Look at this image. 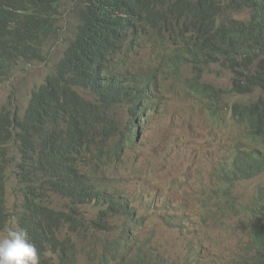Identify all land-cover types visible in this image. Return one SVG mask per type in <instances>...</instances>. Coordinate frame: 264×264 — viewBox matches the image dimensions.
<instances>
[{"label": "trees", "instance_id": "16d2710c", "mask_svg": "<svg viewBox=\"0 0 264 264\" xmlns=\"http://www.w3.org/2000/svg\"><path fill=\"white\" fill-rule=\"evenodd\" d=\"M62 2L0 0V82L22 62L47 59ZM77 12L74 36L25 110L0 104V231L15 217L37 247L40 264H173L150 255L143 245L130 247L134 256L117 254L121 242L105 245L102 235L114 216L138 218L135 210L128 212L127 195L119 196L101 181L108 163L133 143L144 101L161 83L157 69L147 75L131 72L142 50L144 62L164 64L186 90L210 102L215 111L208 122L229 136V185L238 184L233 178L262 177L249 213L253 259L243 264H264V0H85ZM213 67L229 71L235 99H226L222 86L206 78ZM125 102L131 116L119 126L112 115ZM148 106V115L153 114V104ZM113 136L121 141L114 146ZM11 182L18 200L13 206L8 205ZM43 189L47 200L59 197L67 203L56 211L39 197ZM90 204L97 207L92 219L85 211ZM83 238L93 239L94 246L86 247Z\"/></svg>", "mask_w": 264, "mask_h": 264}, {"label": "rangeland", "instance_id": "374dc122", "mask_svg": "<svg viewBox=\"0 0 264 264\" xmlns=\"http://www.w3.org/2000/svg\"><path fill=\"white\" fill-rule=\"evenodd\" d=\"M84 1L63 0L57 34L46 45L47 59L22 62L11 78L0 82V104H15L21 111L25 110L32 92L53 69L68 40L74 36L79 23L77 11ZM140 53L136 57L139 64L131 72L147 75L157 69L161 84L144 101L146 105L137 120L138 132L133 143L125 145L120 156L103 171V182L119 196L127 195V203L134 206L140 222L117 215L111 229L102 233L104 244L108 240L112 246L121 242L117 254L131 252V256H134L132 245H143L150 255L169 259L173 264H243L249 260L245 251L251 240V228L248 220H241L240 216L245 215L236 214L242 209L237 212L236 206L230 208L231 201L236 198L253 204L262 177L229 185L227 171L232 155L226 150L228 132L210 125L208 102L181 86L164 69V64L144 62ZM164 73L170 77L167 74L162 77ZM206 78L222 86L226 99H235L228 86L229 71L213 67ZM149 104L155 108L150 115ZM128 114L130 104L125 102L115 108L112 116L123 126ZM146 115L149 117L145 118ZM118 142H121L119 136L110 140L112 146ZM228 186L233 193L230 197ZM39 197L56 210L62 208L63 200L59 197L55 201L47 200L44 189ZM16 200L11 182L8 205L13 206ZM94 205H88L85 210L90 219L96 212ZM82 242L88 248L94 246L93 239L83 238Z\"/></svg>", "mask_w": 264, "mask_h": 264}, {"label": "clouds", "instance_id": "9594fccd", "mask_svg": "<svg viewBox=\"0 0 264 264\" xmlns=\"http://www.w3.org/2000/svg\"><path fill=\"white\" fill-rule=\"evenodd\" d=\"M0 264H40L37 247L29 241L27 230L19 226L15 217L0 231Z\"/></svg>", "mask_w": 264, "mask_h": 264}, {"label": "bare ground", "instance_id": "6f19581e", "mask_svg": "<svg viewBox=\"0 0 264 264\" xmlns=\"http://www.w3.org/2000/svg\"><path fill=\"white\" fill-rule=\"evenodd\" d=\"M239 13H240V12H239ZM234 14H235V13H234ZM234 14H233V15H234ZM236 14H237V13H236ZM234 17H235V16H234ZM235 18H236V17H235ZM238 19H239V18H238ZM146 35H147V34H146ZM145 42H146V41H145ZM145 44H146V43H145ZM136 45H137V44H136ZM147 46H148V45H147ZM154 46H155V45H154ZM154 46L151 45L150 49H151L152 47H154ZM165 46H166V45H165ZM165 46H163V49H164ZM170 46H171V45H170ZM173 46H174V45H172V47H173ZM129 47H130V46H129ZM134 47H135V46H134ZM140 47H141V46H140ZM135 48H136V47H135ZM138 48H139V47H138ZM136 49H137V48H136ZM139 49H140V48H139ZM155 50H156V49H155ZM155 50H154V51H155ZM130 51H131V50H130ZM136 51H138V49H137ZM152 51H153V50H152ZM138 52H139V51H138ZM140 52H142V50H140ZM162 54H163V53H162ZM132 55H133V54H132ZM136 55H137V54H136ZM140 55H141V53H140ZM173 57H174V56H173ZM142 58H143V55H142ZM157 58L159 59V57H157ZM160 58H161V54H160ZM175 58H176V57H175ZM139 61H140V60H139ZM190 61H192V60H190ZM186 62H188V61H186ZM172 63H173V60H172ZM184 64H185V63H184ZM189 64H190V62H189ZM189 64H188V65H189ZM155 65H156V64H155ZM185 65H186V64H185ZM171 66H173V65H171ZM176 68H178V67H176ZM176 68H175V70H177ZM179 69H180V67H179ZM172 70H174L173 67H172ZM190 70H191V69H190ZM190 70H189V71H190ZM178 71H179V72H182V71H180V70H178ZM178 71H177V72L175 71V72L177 73V75H178ZM186 71H187V70H186ZM171 72H172V71H171ZM184 72H185V71H184ZM176 73H175V74H176ZM188 73H189V72H188ZM159 74H161V73H159ZM165 74H167V73H164L162 77H164ZM168 74H169V73H168ZM168 74H167L166 76H167V77H170V76H168ZM179 74H182V73H179ZM184 74H185V73H184ZM192 74H193V73H192ZM170 75H172V74H170ZM185 75H186V74H185ZM185 75H184V77H185ZM158 76H159V75H158ZM172 76H173V75H172ZM184 77H183V78H184ZM187 77H188V76H187ZM187 77H186V79H187ZM181 78H182V77H181ZM181 78H180V79H181ZM183 78H182V79H183ZM158 79H159V78H158ZM164 79H165V78H164ZM164 79H162V81H163ZM176 79H177V78H175V80H176ZM159 80H160V79H159ZM188 80L191 81L190 79H188ZM176 81H177V80H176ZM180 81H181V80H180ZM160 82H161V81H160ZM164 82H166V81H164ZM178 82H179V81H178ZM181 82H182V81H181ZM184 82H185V81H184ZM184 82H183V84H184ZM192 82H193V81H191V83H192ZM158 83H159V82H158ZM188 83H189V82H188ZM159 84H161V83H159ZM162 84H163V83H162ZM163 85H164V84H163ZM181 86H182V85H181ZM180 88H181V87H180ZM153 93H154V92H153ZM151 95H152V94H151ZM190 95H191V94H190ZM192 96H193V95H192ZM194 96H195V95H194ZM195 97H197V96H195ZM199 100H200V99H199ZM201 101H202V100H201ZM202 102H203V101H202ZM202 102H201V103H202ZM209 103H210V102H209ZM214 104H215V103H214ZM216 104H217V103H216ZM141 105H142V104H141ZM141 105H140V106H141ZM207 105H210V104L207 103ZM219 105H220V104H219ZM202 106H203V105H202ZM225 106H228V104L225 105ZM139 108H141V107H139ZM204 108H205V107H204ZM214 108H216V107H214ZM136 109H137V107H136ZM216 109H217V108H216ZM212 110H213V109H212ZM13 111H14V110H13ZM206 111L208 112V110H206ZM206 111H205V112H206ZM213 111H215V110H213ZM213 111H212V112H213ZM149 112H150V111H149ZM210 112H211V111H210ZM212 112H211V113H212ZM216 112H217V111H216ZM16 113L19 114V112H16ZM25 113H26V112H25ZM128 113H129V112H128ZM211 113L208 112L207 114H210V115H211ZM233 113H234V112H233ZM138 114H139V113H138ZM146 114H147V113H146ZM148 114H149V113H148ZM207 114H206V115H207ZM216 114H219V113H216ZM216 114H215V115H216ZM15 115H16V114H15ZM22 115H23V114H22ZM128 115H129V114H128ZM212 115H214V114L212 113ZM227 115H228V114H227ZM229 115H230V113H229ZM16 116H17V115H16ZM129 116H131V115H129ZM207 116L209 117V115H207ZM216 116H217V115H216ZM216 116H214L213 119H214ZM219 116H220V115H219ZM219 116H218V117H219ZM234 116H235V115H234ZM17 117H18V116H17ZM218 117H217V119H218ZM221 117H222V116H220V118H221ZM227 117H229V116H227ZM231 117H232V116H231ZM225 119H226V117H225ZM232 119H234V117H233ZM232 119L230 118V120H232ZM235 119H236V118H235ZM128 120H130V118H129ZM210 120H211V122H213L212 119H210ZM210 120H209V121H210ZM215 120H216V119H215ZM236 120H238V119H236ZM222 121H223V120H222ZM232 121H233V120H232ZM232 121H231V122H232ZM226 122H227V121H226ZM231 122H230V123H231ZM238 122H239V121H238ZM224 124H225V122H224ZM238 124H241V123L239 122ZM238 126H239V125H238ZM238 126H237V127H238ZM135 127H136V126H135ZM239 127H240V126H239ZM229 128H230V126H229ZM230 130H231V128H230ZM232 132H233V131H232ZM242 143H243V142H242ZM240 144H241V143H240ZM237 145H238V144H237ZM241 146H244V145H241ZM241 146L239 145V146H237V147L239 148V147H241ZM241 150L243 151V149H241ZM244 150H245V149H244ZM245 151H246V150H245ZM235 154H236V153H235ZM237 154H238V153H237ZM16 155H17V154H16ZM17 156H18V155H17ZM233 157H234V156H233ZM237 157H238V156H237ZM234 158H235V157H234ZM235 159H236V158H235ZM236 160H237V159H236ZM236 160H235V161H236ZM18 168H19V167H18ZM10 172H11V171H10ZM101 174H102V173H101ZM96 176L98 177V175H96ZM230 177H233V175H231ZM100 178H101V177H100ZM253 179H254V177H251V178L242 177L241 179H238V180H236L235 178H233V179H231V180H232L234 183H240V182H243V181H249V180H253ZM98 180H100V179H98ZM98 180H97V181H98ZM101 180H102V179H101ZM101 182H103V181H101ZM101 182H100V183L98 182V183L101 184ZM103 184L106 185L104 182H103ZM103 184H101L100 186H102ZM106 186H107V185H106ZM101 188H102V187H101ZM107 188H108V187H107ZM104 189H105V188H104ZM112 190H113V189H112ZM112 190H110V191L107 190V191H109V192H113ZM103 191H104V190H103ZM206 193H207V192H206ZM117 194H119V193H117ZM209 195H210V194H209ZM232 195H233L232 190H229V191L227 192V196L230 197V196H232ZM202 196H203V195H202ZM205 196H206V195H205ZM205 196H204V197H205ZM207 197H208V196H206L205 199H206ZM119 198H120V197H119ZM203 199H204V198H203ZM120 200H121V199H120ZM124 200H125V199H124ZM124 200H121V201L124 202ZM65 201H66V200H65ZM65 201H64V202H65ZM118 201H119V200H118ZM201 201H202V200H201ZM64 202H63V204H64ZM105 202H106V200H105ZM105 202H104V203H105ZM119 202H120V201H119ZM125 202H126V201H125ZM203 202H205V200H204ZM66 203H67V201H66ZM108 203H109V202H108ZM231 203L236 204V206L238 207L237 210L235 209V211L238 212V209H242V210H246V212H248V214H240V213H241V210H239V213H236V214H238L239 216H240V215H247V216H240V217H241V220H243V221H244V219L248 220V221H247V224H248V226L251 228V230H250V231H251V240L248 242V246H249V247H248L247 251H245V252H246L247 254H249V255H248L249 260H252V259H253L252 252H253V250L255 249V246H254V243H253V226H254V220H253V218H251V216H249V213H250V209H251V207H253V204H251V203L245 204L244 201H241V202H240V201H238L236 198H233V200L231 201ZM60 204H62V203H60ZM63 204H62V206H63ZM68 204H69V203H68ZM68 204H67V205H68ZM116 204L119 205L120 203L117 202ZM224 204H226V203H224ZM228 204H229V203H228ZM59 206H60V205H59ZM102 206H103V205H102ZM114 206H115V205H114ZM120 206H121V205H120ZM129 206H130V205H129ZM226 206H227V205H226ZM226 206H225V208L228 207V206H227V207H226ZM65 207H66V206H65ZM81 207H82V206H81ZM83 207H84V206H83ZM86 207H87V206H86ZM105 207H106V206H105ZM124 207H125V205H124ZM126 207L128 208V206H126ZM96 208H97V207H96ZM106 208H107V207H106ZM201 208H202V207H201ZM230 208H231V207H230ZM56 209H57V208H56ZM59 209H60V207H59ZM61 209H62V208H61ZM79 209H80V207H79ZM82 209H83V208H82ZM110 209H111V208H110ZM114 209H116V208H114ZM131 209H132V211L135 210V208L133 209V207L130 206V210H129L128 212H130ZM223 209H224V208H223ZM54 210H55V209H54ZM84 210H85V209H84ZM96 210H97V209H96ZM56 211H57V210H56ZM58 211H59V210H58ZM78 211H79V210H78ZM110 211H111V210H110ZM229 211H230V210H229ZM113 212H114V211H113ZM223 212H224V211H223ZM230 212H231V211H230ZM233 212H234V211H233ZM74 213H75V212H74ZM84 213H85V212H84ZM131 213H132V212H131ZM75 214H76V213H75ZM81 214H83V213L81 212ZM89 214H90V213H89ZM112 214H113V213H112ZM129 214H130V213H129ZM135 214H136V213H135ZM135 214H134V215H135ZM223 214H224V213H223ZM223 214H222V215H223ZM77 215H79V213H78ZM94 215H95V214H94ZM106 215H107V214H106ZM119 215H120V214H119ZM134 215H133V217H137V216H138V215H135V216H134ZM79 216H80V215H79ZM88 216H89V215H88ZM123 216H125V215H123ZM223 216L226 217V215H223ZM95 217H97V216H95ZM103 217H104V216H103ZM110 217H111V216H110ZM114 217H116V216H114ZM114 217L112 218V221H113ZM125 217H126V216H125ZM228 217H229V216H228ZM252 217H253V216H252ZM78 218H79V217H78ZM78 218H77V220H78ZM82 218H83V216H82ZM127 218H128V217H127ZM88 219H89V218H88ZM128 219H130V218H128ZM132 219H134V218H132ZM137 219H138V220L140 219L139 216H138ZM137 219H136V221H137ZM219 219H220V218H219ZM231 219H232V218H231ZM79 220H81V219H79ZM97 220H99V219L97 218ZM130 220H131V219H130ZM134 220H135V219H134ZM134 220H131V221H134ZM86 221H87V220H86ZM93 221H94V220H93ZM105 221H106V220H105ZM233 221H234V220H233ZM74 222H76V220H75ZM74 222L72 221V222H70V223L72 224V223H74ZM81 222H82V221H81ZM88 222H89V221H88ZM108 222H109V221H108ZM134 222H135V221H134ZM139 222H140V220H139ZM79 223H80V221L77 222V224H79ZM104 223H105V222H104ZM109 223H110V222H109ZM232 223H233V222H232ZM65 224H66V223H65ZM75 224H76V223H75ZM75 224H74V225H75ZM84 224H85V223H84ZM92 224H93V223H92ZM106 224H107V223H106ZM106 224H105V225H106ZM134 224H135V223H134ZM234 224H235V223H234ZM68 225H69V224H67L66 226H68ZM80 225H81V224H80ZM85 225H87V224H85ZM95 225H96V224H95ZM111 225H112V222H111ZM130 225H131V224H130ZM78 226H79V225H78ZM83 226H84V225H83ZM87 226H88V225H87ZM90 226H91V224H90ZM90 226H89V227H90ZM96 226H98V225H96ZM103 226H104V225H103ZM109 226H110V225H108V227H109ZM94 227H95V226H94ZM106 227H107V225H106ZM108 227H107V228H108ZM69 228H70V226H69ZM71 228H72V227H71ZM75 228H76V226H75ZM77 228H78V227H77ZM90 228H91V227H90ZM102 228H103V227H102ZM82 229H83V228H82ZM86 229H87V227H86ZM96 229H97V228H96ZM110 229H111V226H110ZM260 229H261V225H260ZM65 230H66V229H65ZM79 230H80V229H79ZM84 230H85V229H84ZM98 230H99V228H98ZM100 230H101V229H100ZM72 231H73V230H72ZM72 231H71V232H72ZM108 231H109V230H108ZM95 232H97V231H95ZM74 233H75V232H74ZM76 233H77V232H76ZM93 233H94V232H93ZM61 234H62V233H61ZM67 234H69V233H67ZM63 235H64V234H63ZM63 235H62V236H63ZM60 236H61V235H60ZM89 237H90V236H89ZM60 238H62V237H60ZM69 239L71 240V242L73 241V240L71 239V236H70ZM69 242H70V241H69ZM71 244H72V243H71ZM71 244H70V245H71ZM82 247H83V246H82ZM84 248H85V247H84ZM84 248H82V249H84ZM165 260L170 261L169 259H165Z\"/></svg>", "mask_w": 264, "mask_h": 264}]
</instances>
